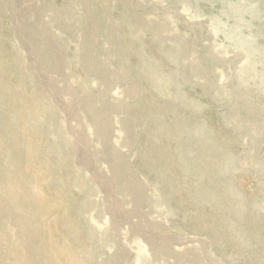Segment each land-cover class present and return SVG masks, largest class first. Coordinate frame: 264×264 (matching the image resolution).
<instances>
[{"label":"rangeland","instance_id":"rangeland-1","mask_svg":"<svg viewBox=\"0 0 264 264\" xmlns=\"http://www.w3.org/2000/svg\"><path fill=\"white\" fill-rule=\"evenodd\" d=\"M83 1L0 0L2 50L21 60L4 80L27 93L0 98V117L32 128L42 205L54 203L7 205L0 264L27 260L57 212L83 264H264V0ZM17 176L11 195L39 191Z\"/></svg>","mask_w":264,"mask_h":264},{"label":"bare ground","instance_id":"bare-ground-1","mask_svg":"<svg viewBox=\"0 0 264 264\" xmlns=\"http://www.w3.org/2000/svg\"><path fill=\"white\" fill-rule=\"evenodd\" d=\"M92 1L93 0H85L82 3L90 4ZM66 14L67 13L65 9L62 11H58L57 17L64 18ZM89 14L90 12H87V15ZM62 30H63V27H62ZM42 32H43L44 40L46 42V46L51 47L50 39H47L48 32L45 29V26H43ZM32 50L34 51L35 55H37L38 57L45 58V56L43 55L44 52L41 49V47L34 46ZM20 62L21 60H20V57L18 56L13 57L11 59L7 57L6 52L2 50V42L0 41V98L6 99V97H10L11 95H13L12 93L15 92L16 93L15 97L17 99L14 100L15 101L14 104L16 106L22 104L21 99L24 97L22 96V94L26 95L27 93H22V94L17 93L15 88L5 83L4 76L8 73V71L13 73L14 75L15 71L17 70L16 68L19 67ZM13 69H14V72H12ZM21 77L22 76H18L17 80L22 79ZM36 110L37 108H34L33 110L34 117H32V114H30L29 113L30 111L28 110L29 120L36 119L35 118L36 113H37V116L41 115L42 112H36ZM8 115L6 114V112H4L2 113L0 117V129L2 130V127H3V131L4 130L6 131V133L8 134V140H9L8 142L0 143V148L5 147L6 145L9 147L7 148L8 150L5 151L8 154V160H7L6 155H4L3 153H0V178L1 177L6 178L8 179L10 183L8 186V189L5 191V194L7 195L5 198V201L1 198L2 194L0 195V215L5 214V210L7 211L9 209L7 205L12 206L14 210H19V212L23 214H27L28 216L30 214L32 215L36 214L40 210H42L40 212L45 213L46 210L49 211L48 209H50V207L53 208L54 203L52 204L48 203L49 201L46 200L44 205H42L44 199L42 200V198L40 197L41 191H42L40 187L41 185L44 186L43 184H47L46 183L47 181L42 180L40 174L43 175L48 172H46L47 169H45L44 166H38L36 164L40 160L37 158V155L33 151L31 152L29 150L28 146L33 147L34 145L32 143L33 140H31L34 132L33 130H31L32 129L31 127H28L25 124H23L22 128L15 127L16 123L20 121L19 120L20 118L16 117L15 119H13L11 117H8ZM24 151H26V153H24ZM6 160L8 162H11L14 165V167L17 169L16 172H12V173L10 172L8 174L7 172L4 173L2 164L5 163ZM17 175L23 176L26 179L29 178L30 181H32L36 186L39 187V191L36 194H34L35 192L31 193L30 191L28 192L22 189L21 197L11 195V193H13L12 192L13 188H18L19 186H22L21 182L23 181V179L22 178L18 179ZM63 200L64 201H62V198L60 196V201L55 203V208L57 209V211L62 210L66 206L70 207L69 202L65 200L64 198ZM71 209L72 207H70V210ZM57 213L59 215H57V217H55L54 220L52 221V226H53L52 229H48V231H46L47 229H45V233H43L40 238L38 239L34 238L38 242V244L36 245L38 248H36V246L33 247V250H31L33 252H30V253H27L29 251L26 250L27 251L26 253L28 255L27 260H26V256H24V254L22 255L23 252L17 254L19 258L17 257L16 258L18 259V261H20V264H83L82 262H80V260H77L73 252H71V250L65 245L64 241H62L60 236L57 235L58 233L57 230L56 229L54 230L55 225H57L58 222L62 221V215L60 216V213L59 212ZM14 218L16 220L14 223L19 227V230L22 233H26V231L28 230L32 231V229L36 228V223L34 224V222H29L28 217L27 219H23L20 217H14ZM41 218H44V216H42ZM66 224H67V230L69 232L71 230L73 231L74 229H76L75 228L76 223L71 221L69 217H67ZM11 253L14 254L12 248H11ZM31 255H37L38 260L40 258L41 260L37 261L36 259L35 261V258L33 260ZM55 257L56 258L60 257L59 259L60 261H58Z\"/></svg>","mask_w":264,"mask_h":264}]
</instances>
